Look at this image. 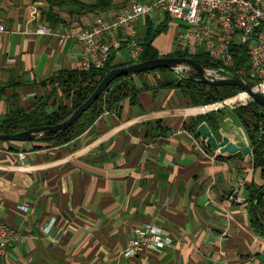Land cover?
I'll return each instance as SVG.
<instances>
[{
	"label": "crops",
	"instance_id": "0c3cea01",
	"mask_svg": "<svg viewBox=\"0 0 264 264\" xmlns=\"http://www.w3.org/2000/svg\"><path fill=\"white\" fill-rule=\"evenodd\" d=\"M134 1L88 11L0 0V116L15 104L33 106L52 88L44 81L80 68L81 45L53 32L74 20L88 28ZM148 19L174 26L168 13L156 12L139 21L142 37ZM40 26L52 34L37 32ZM165 32L153 41L160 54L174 52ZM145 81L157 85L153 74L136 77L140 87ZM240 100L252 98L242 93ZM211 104H193L178 88L145 89L137 103L121 101L69 143L0 141V223L17 232L0 264H264V230L249 210L262 169L234 109ZM212 113L215 126L205 118L188 128ZM144 224L167 230L171 245L124 256Z\"/></svg>",
	"mask_w": 264,
	"mask_h": 264
},
{
	"label": "built area",
	"instance_id": "2783aa9c",
	"mask_svg": "<svg viewBox=\"0 0 264 264\" xmlns=\"http://www.w3.org/2000/svg\"><path fill=\"white\" fill-rule=\"evenodd\" d=\"M162 11L181 25L176 37L177 50L187 56L208 54L220 61L223 68H231L235 65L232 46L246 45L249 60L237 74L252 81L264 93V0H135L109 18L97 17L88 28L74 20L68 29L53 34L61 41L73 39L81 45L80 69H102L113 49L123 62L139 59L144 47L138 23L142 18ZM4 30L5 26L0 23V31ZM37 32L52 34V30L44 26ZM123 48L128 51V57L123 55ZM179 69L187 72L189 68L183 65ZM207 69L212 76H224L221 68ZM242 93L247 94L239 92L212 102L207 108L217 110L228 106L235 109L240 106ZM16 235V228L0 223V262ZM171 243L172 237L163 227L144 224L135 228L123 255L134 256L145 247L159 249Z\"/></svg>",
	"mask_w": 264,
	"mask_h": 264
},
{
	"label": "trees",
	"instance_id": "16d2710c",
	"mask_svg": "<svg viewBox=\"0 0 264 264\" xmlns=\"http://www.w3.org/2000/svg\"><path fill=\"white\" fill-rule=\"evenodd\" d=\"M46 1L51 7L77 5L88 11L107 10L116 5V0H94L93 2H87L85 0ZM167 28V23L156 26L148 19L147 30L145 36L142 37L144 51L136 61L113 63L116 56V50L113 49L106 66L102 69L91 68L89 70H83L79 68L61 70L43 82L45 87L49 84L52 88L43 96L39 97L33 106L24 107L15 104L10 107L9 111L3 117L0 116V132L16 133L31 127L54 125L65 120L79 105L87 100L106 73L113 68L141 60L156 58L161 55L187 56L186 53L179 52L178 50L169 54H160L153 46L155 38L165 32ZM231 52L235 65L227 69L237 73L249 60L247 47L244 44H235L232 46ZM192 57L200 61L205 67L223 68L220 61L213 59L208 54H197L192 55ZM145 74H155L153 76L156 79L157 85L152 86L145 81L142 87L138 86L136 77H143ZM249 82L253 84L252 81L249 80ZM151 88H178L196 105L221 101L243 91L241 87L236 85L218 86L206 84L192 74L181 77L171 68L123 74L115 78L97 98L94 104L68 129L62 132L43 134L35 139L47 142L51 146L69 143L83 134L105 111L116 109L121 101L128 98L131 103H137L139 93ZM233 112L249 135L253 146L254 165L262 169L264 176V108L258 102L251 100L244 105L236 107ZM205 118H209L211 125L215 126V114L212 113L209 115H199L195 119V123L191 124L188 128L193 131L199 122ZM263 186L264 184L251 189L249 210L253 218V224L264 230V225L255 218L253 212L254 200ZM256 208L260 218L264 222V193L256 201Z\"/></svg>",
	"mask_w": 264,
	"mask_h": 264
},
{
	"label": "water",
	"instance_id": "95a60500",
	"mask_svg": "<svg viewBox=\"0 0 264 264\" xmlns=\"http://www.w3.org/2000/svg\"><path fill=\"white\" fill-rule=\"evenodd\" d=\"M187 66L189 69L186 71H181L179 67ZM161 68H171L173 69L179 76H189L194 75L200 81L210 84V85H236L242 88L244 92H246L252 100L258 102L264 108V93L250 83L248 80L242 78L237 73L227 69L221 68L224 76H212L208 71L207 67L203 66V64L196 60L192 56H168L161 55L156 58H150L146 60H141L138 62H133L127 65L119 66L111 69L106 73L103 79L100 81L98 86L95 88L94 92L84 101L81 105H79L69 117L65 120L54 124V125H45L41 127H31L27 130L16 132V133H2L0 132V140H8V141H29L33 140L43 134H50L55 132H62L68 129L79 117L89 109L97 98L107 89V87L111 84V82L123 75V74H132L143 71H151ZM264 193V186L256 195L253 204V212L255 218L264 225V222L260 218L257 208L256 201L258 198Z\"/></svg>",
	"mask_w": 264,
	"mask_h": 264
},
{
	"label": "rangeland",
	"instance_id": "374dc122",
	"mask_svg": "<svg viewBox=\"0 0 264 264\" xmlns=\"http://www.w3.org/2000/svg\"><path fill=\"white\" fill-rule=\"evenodd\" d=\"M175 23L176 24H178L177 23V21H173V24H174V26L172 25V26H170V28H169V30H167L165 33H164V35H162V38H168L169 39V42L171 43V45H172V49H174L173 51H175L176 49H177V41H176V37H177V35H178V31H177V29H176V26H175ZM172 32H176L175 33V40L172 38L171 39V37H172ZM175 41H176V43H175ZM122 53L124 54V55H126V57H128V51L125 49V48H123L122 49ZM153 75H155V74H153ZM237 94H239V93H236L235 95H237ZM235 95H233V96H235ZM232 96V97H233ZM238 99H236V100H234L235 102L237 101Z\"/></svg>",
	"mask_w": 264,
	"mask_h": 264
}]
</instances>
